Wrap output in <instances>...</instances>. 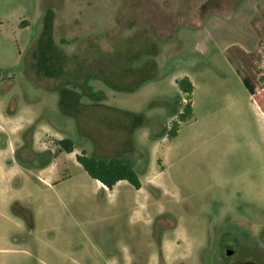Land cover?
<instances>
[{
  "label": "rangeland",
  "instance_id": "1",
  "mask_svg": "<svg viewBox=\"0 0 264 264\" xmlns=\"http://www.w3.org/2000/svg\"><path fill=\"white\" fill-rule=\"evenodd\" d=\"M146 64L140 89H113ZM185 77L193 117L169 138ZM0 101L36 119L0 168V264H233L229 236L264 256V0H0ZM127 111L147 124L130 133ZM34 148L58 167H28ZM83 153L131 163L141 189H103Z\"/></svg>",
  "mask_w": 264,
  "mask_h": 264
},
{
  "label": "trees",
  "instance_id": "2",
  "mask_svg": "<svg viewBox=\"0 0 264 264\" xmlns=\"http://www.w3.org/2000/svg\"><path fill=\"white\" fill-rule=\"evenodd\" d=\"M149 69L148 64L143 67L137 68H125L124 74L128 76V81L124 84V86L113 85V89L125 92V93H132L140 89L144 83L148 80V78L141 77L144 74L145 70ZM126 76V77H127ZM146 76V74H145ZM90 79V78H89ZM92 80V79H90ZM89 81V80H88ZM106 83L108 80L104 79ZM178 86L180 87L181 91L186 95V102L183 107L182 112H178L177 110L174 111L175 115L177 116L178 120H175L170 128V135L169 138H174L177 135V132L183 122L190 120L193 117V92H194V84L188 78H182L177 81ZM244 85L248 89L249 93L253 96H256V87L251 80L250 77H246L244 79ZM88 92L92 95L95 92L92 91L90 87L87 88ZM88 93V94H89ZM61 105H65L68 107L70 112L73 111V106L69 99H76L79 98L75 96L74 92H70L68 90H62L61 92ZM80 96V95H79ZM257 99V98H255ZM75 109V108H74ZM76 111V109H75ZM71 114V113H70ZM126 115L125 122L129 123V127L127 130L132 133L136 129L143 127L147 124L145 116L143 114H137L130 111L124 112ZM120 121V120H118ZM166 131L163 130L162 136L166 135ZM54 145L57 146L58 153H73L75 150L74 144L70 139H62V140H55ZM57 156L55 153H45L41 156L40 161L42 166L49 165L53 159ZM78 163L83 167V169L89 174L90 177L97 180L101 184H103L107 189L113 190L114 187L121 181H127L136 189H141V181L139 176L131 163L125 162L119 157H109L105 159H98L93 156H88L85 153L82 155L77 156ZM19 204H15L16 207Z\"/></svg>",
  "mask_w": 264,
  "mask_h": 264
},
{
  "label": "crops",
  "instance_id": "3",
  "mask_svg": "<svg viewBox=\"0 0 264 264\" xmlns=\"http://www.w3.org/2000/svg\"><path fill=\"white\" fill-rule=\"evenodd\" d=\"M250 96L253 97V95H251V94H250ZM69 102H71V104L73 106H78L80 103L79 98H76V99L74 98L72 100L69 99ZM74 108H73V111H75ZM257 108L259 111L260 108L259 107H257ZM76 111H77V108H76ZM259 112H260V115L264 121V109H262ZM35 122H36V119L33 116L26 114L24 112H16L15 108H12L9 105H7L5 102L0 101V136H5L6 138L9 139V147H7L5 149H0V158H1L0 168L1 169H5V167H7V166L15 167L16 165H19L13 160L14 150H13V147L11 144V138L16 137V135L18 133L23 132L25 129L32 127L35 124ZM37 130L40 132H43V133H50V129H47L45 127H39ZM62 139H69V138H58L57 140H62ZM34 149H35V152L40 156V158L45 153L51 152L49 150V148H46V150H39L37 148H34ZM75 150H76V148H75ZM3 153H5V154H3ZM68 154H71V153H68ZM73 162H75L77 165L81 166L78 162H76V161H73ZM40 163H41V161L39 160V162L30 163L32 165H30L28 167L36 168V169L40 170V172H42V173L43 172L45 173V172H48L51 170H55L58 167L57 161H55V160H53L49 165H46V166H42ZM123 182H125V181H121L119 183H123ZM98 184L103 189H107L100 182H98Z\"/></svg>",
  "mask_w": 264,
  "mask_h": 264
},
{
  "label": "flooded vegetation",
  "instance_id": "4",
  "mask_svg": "<svg viewBox=\"0 0 264 264\" xmlns=\"http://www.w3.org/2000/svg\"><path fill=\"white\" fill-rule=\"evenodd\" d=\"M228 239L230 240L228 243L225 242V244H223L221 247L223 249H225L222 254L228 258H234L235 256L236 259H234L233 261H231L233 264H244V263H255V264H261V262H259V260L264 261V256L261 253H256V252H250L248 253L247 256H250L249 258H241V253L242 252H238L236 251V243L233 237L229 236ZM224 240V236L223 239ZM233 247V248H230ZM228 252H233L232 254H227L225 253V251Z\"/></svg>",
  "mask_w": 264,
  "mask_h": 264
},
{
  "label": "water",
  "instance_id": "5",
  "mask_svg": "<svg viewBox=\"0 0 264 264\" xmlns=\"http://www.w3.org/2000/svg\"><path fill=\"white\" fill-rule=\"evenodd\" d=\"M227 254H232L233 252H228L227 250L225 251ZM244 264H255V263H244Z\"/></svg>",
  "mask_w": 264,
  "mask_h": 264
}]
</instances>
